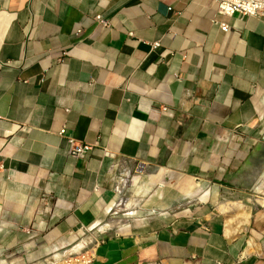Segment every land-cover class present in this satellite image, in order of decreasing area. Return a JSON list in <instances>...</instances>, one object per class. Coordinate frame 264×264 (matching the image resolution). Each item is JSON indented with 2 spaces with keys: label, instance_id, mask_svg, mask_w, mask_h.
I'll use <instances>...</instances> for the list:
<instances>
[{
  "label": "crops",
  "instance_id": "crops-1",
  "mask_svg": "<svg viewBox=\"0 0 264 264\" xmlns=\"http://www.w3.org/2000/svg\"><path fill=\"white\" fill-rule=\"evenodd\" d=\"M70 139L92 149L73 157ZM126 158L186 192L98 237L90 264H264V209L220 204L247 219L233 234L193 202L197 185L264 196V18L211 0H0V264L97 237Z\"/></svg>",
  "mask_w": 264,
  "mask_h": 264
},
{
  "label": "rangeland",
  "instance_id": "rangeland-1",
  "mask_svg": "<svg viewBox=\"0 0 264 264\" xmlns=\"http://www.w3.org/2000/svg\"><path fill=\"white\" fill-rule=\"evenodd\" d=\"M112 175L117 191L116 199L109 214L93 229L97 237L91 235L92 238L88 240L91 244L100 236L129 233L132 229L147 224L150 219L160 217L165 212L168 216L171 213L169 206L175 203L170 201L171 196L179 191L186 192L181 190L179 187L181 185L177 187L175 184L179 179L188 180L181 179L182 175L176 171L164 167L149 168L146 164H139L132 158L120 160ZM194 187L199 188L201 193L207 191V194L203 197L195 196L193 202L212 205L225 218L226 225L229 224L231 217L228 213L219 211L220 204L241 201L244 204V210L249 213V221L251 214L257 209H264V202H262L264 196L258 192L253 193V196L250 195L247 201L241 199L238 193H224L216 185L210 188H204L202 185ZM139 189L140 194H138Z\"/></svg>",
  "mask_w": 264,
  "mask_h": 264
},
{
  "label": "built area",
  "instance_id": "built-area-1",
  "mask_svg": "<svg viewBox=\"0 0 264 264\" xmlns=\"http://www.w3.org/2000/svg\"><path fill=\"white\" fill-rule=\"evenodd\" d=\"M217 7V11L220 14L232 16L239 14L241 16H252L264 18V0H211ZM96 19L104 26L107 25V21L97 16ZM158 43H154V47ZM61 133H65V129L61 130ZM70 143V154L73 157L80 158L83 154L90 149V144H79L72 139ZM97 240L91 244L90 242L81 239L77 244L70 248L68 253L61 252L53 255V259L50 264H90L94 256V246Z\"/></svg>",
  "mask_w": 264,
  "mask_h": 264
},
{
  "label": "bare ground",
  "instance_id": "bare-ground-1",
  "mask_svg": "<svg viewBox=\"0 0 264 264\" xmlns=\"http://www.w3.org/2000/svg\"><path fill=\"white\" fill-rule=\"evenodd\" d=\"M140 185V184H139ZM138 194H140V189L138 190ZM262 202H264L263 200H262ZM129 205H131V204H129ZM247 219H242V221H236V219H235V217H231L230 219H229V224H227V226H228V229H227V232L228 233H235L236 231H237V229H236V227H238V226H240V225H242V224H244V223H246L247 221H246ZM241 227V226H240Z\"/></svg>",
  "mask_w": 264,
  "mask_h": 264
}]
</instances>
